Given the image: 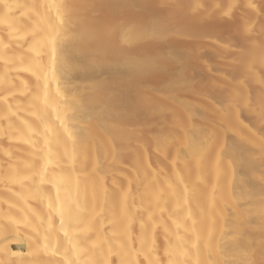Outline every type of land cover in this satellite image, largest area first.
Instances as JSON below:
<instances>
[{"label":"bare ground","instance_id":"obj_1","mask_svg":"<svg viewBox=\"0 0 264 264\" xmlns=\"http://www.w3.org/2000/svg\"><path fill=\"white\" fill-rule=\"evenodd\" d=\"M211 5L259 14L255 0ZM121 7L137 5L0 0V264H264V206L242 171L252 148L264 165V144L257 130L249 147L236 140L249 127L241 110L263 120L264 45L239 59L259 85L255 105L234 76L212 98L183 76L178 54L134 52L163 40L164 22L99 18ZM154 27L155 37L138 34ZM244 31L255 34L253 23ZM168 62L177 67L159 90L142 83ZM181 93L211 107L199 114Z\"/></svg>","mask_w":264,"mask_h":264},{"label":"rangeland","instance_id":"obj_2","mask_svg":"<svg viewBox=\"0 0 264 264\" xmlns=\"http://www.w3.org/2000/svg\"><path fill=\"white\" fill-rule=\"evenodd\" d=\"M219 1L220 3L224 2V0H203L206 8L191 13L188 9L191 0H135L136 8L121 7L114 13L101 11L99 18L108 23V27H113L120 21L141 23L149 16H155L165 23L166 36L161 41L143 43L134 50L136 54L151 55L160 51L178 54L180 57L178 66L183 76L191 80V85L195 90L212 96V98L220 95L218 93L224 94L228 83L223 77L233 78L234 76L235 79H243L248 89L241 90V96L244 100H249V105H255L259 85L250 79L249 74L243 69V65L240 66L239 59L245 57L242 56L244 53L249 55L248 53L254 50L256 43L261 47L264 45V38L261 36V31L264 32V16L262 17L264 15V0H255L259 5L258 15L261 13L260 16L245 6L239 5L234 8L230 17H225L222 14L223 8L211 5L213 2ZM247 22L253 23L255 34L250 37L244 31ZM173 34L180 35V38H172ZM217 43H225L224 45L230 48L224 49ZM176 67L174 63L168 62L163 71L146 74L140 80L159 90L168 78V74ZM209 68H212L213 72H210ZM255 71V74L264 77V67H256ZM219 85L224 88H220ZM141 94L142 92L137 89L134 92L136 98ZM180 95H186L192 105L199 103L200 107L197 108L199 114H205V111L207 112L211 107L197 94L181 93ZM157 101L162 102V98H158ZM241 112L249 127L241 128L242 135L236 138L239 145L249 147L247 142L253 138L251 133L253 130L259 132L262 137L259 142L264 144V100L261 124L252 113L245 110H241ZM151 120L152 118L148 115L140 122L146 123ZM252 150L256 158H259L260 151L253 148ZM256 158L250 159L248 167L242 171L247 179L248 190L246 193L248 197L255 196L257 198L258 196L259 205L262 207L264 206V165Z\"/></svg>","mask_w":264,"mask_h":264},{"label":"snow or ice","instance_id":"obj_3","mask_svg":"<svg viewBox=\"0 0 264 264\" xmlns=\"http://www.w3.org/2000/svg\"><path fill=\"white\" fill-rule=\"evenodd\" d=\"M57 7L60 8V9H63L66 6L61 4V5H58ZM161 32H162V29H160L158 27H154L153 30H151L149 32L139 31L138 34L140 36L155 37V36L159 35ZM206 147H207L206 145H202L201 151H203V149L206 148ZM248 264H250V262H248Z\"/></svg>","mask_w":264,"mask_h":264}]
</instances>
